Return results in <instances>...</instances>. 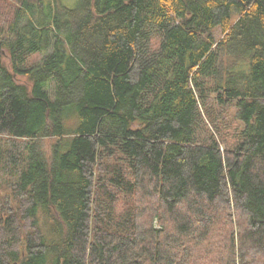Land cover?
Returning <instances> with one entry per match:
<instances>
[{"label":"trees","instance_id":"1","mask_svg":"<svg viewBox=\"0 0 264 264\" xmlns=\"http://www.w3.org/2000/svg\"><path fill=\"white\" fill-rule=\"evenodd\" d=\"M0 264H264V0H16Z\"/></svg>","mask_w":264,"mask_h":264},{"label":"rangeland","instance_id":"2","mask_svg":"<svg viewBox=\"0 0 264 264\" xmlns=\"http://www.w3.org/2000/svg\"><path fill=\"white\" fill-rule=\"evenodd\" d=\"M64 3L73 6L77 0H62ZM16 5V0H0V20L9 19L12 17L14 7ZM215 37L221 36V31L219 28L214 30ZM40 57L39 54H33L28 60V64H32Z\"/></svg>","mask_w":264,"mask_h":264}]
</instances>
